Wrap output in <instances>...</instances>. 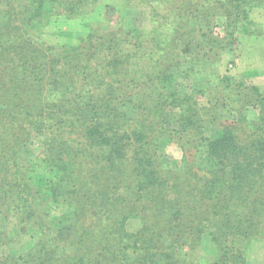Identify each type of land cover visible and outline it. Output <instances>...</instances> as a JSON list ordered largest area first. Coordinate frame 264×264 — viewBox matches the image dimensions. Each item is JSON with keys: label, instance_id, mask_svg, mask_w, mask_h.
<instances>
[{"label": "trees", "instance_id": "1", "mask_svg": "<svg viewBox=\"0 0 264 264\" xmlns=\"http://www.w3.org/2000/svg\"><path fill=\"white\" fill-rule=\"evenodd\" d=\"M99 1L0 0V208L33 236L23 252L0 250V264H252L249 246L264 241V86L246 77L264 64V0H125L148 8V28H105V17L79 40L37 38L53 16ZM220 60L240 71L220 72ZM200 95L209 105L195 106ZM125 105L152 116L125 122ZM178 105L183 128L208 133L179 140L182 170L169 173L157 165L170 139L156 131ZM32 132L41 152L18 165ZM197 147L208 167L186 181L202 170Z\"/></svg>", "mask_w": 264, "mask_h": 264}, {"label": "rangeland", "instance_id": "2", "mask_svg": "<svg viewBox=\"0 0 264 264\" xmlns=\"http://www.w3.org/2000/svg\"><path fill=\"white\" fill-rule=\"evenodd\" d=\"M125 0H100L95 5L96 7L94 9H90L89 11L81 14L80 16L72 19L66 18L64 15H56L53 16L50 22L44 27V31L42 34L37 37L38 39H41L42 41H45L51 45H62L69 41V38L67 35H63L62 31H68L71 30L73 33V36L76 38H73L75 41L76 39L79 40L80 36L86 35L89 28L87 23H95L97 21H104L105 17H109V20L104 21L103 26L106 28L108 25L106 23H109L111 27L115 26H125V27H132L133 24L136 23L141 28H148L149 23V10L146 7H134L132 10H129L128 8L124 7ZM110 7L111 14H107L106 16V8ZM130 11V12H129ZM257 12V11H256ZM112 15V16H111ZM256 16V15H255ZM133 19V20H131ZM256 21H262L264 22V16L258 13V15L255 17ZM219 30V29H218ZM217 28L215 31H218ZM79 35V37H78ZM72 37H70L71 39ZM230 56L228 53L225 56V59ZM224 58V57H223ZM227 61V60H225ZM248 63V62H247ZM256 63V62H255ZM226 66L229 67V71L231 73L238 72V62L237 67L228 64L227 62H224V60H220L219 63V70L220 72H224L226 70ZM242 67L240 66L239 69ZM250 68L252 69H259L260 74L257 75H251L246 77V81L251 84L261 85L264 86V64L259 65H250ZM85 88L82 93L81 99L83 100L88 95V92H86ZM220 93L214 94L217 97H219ZM199 101L196 102L199 107H204L209 105L208 98L206 96H198ZM229 103L227 101L224 102ZM223 104V105H224ZM166 112H164L163 117L160 119L159 123H161L159 128L157 129L156 133L159 135L158 139H170L165 147L162 148V150L158 154L159 161L157 166H159L161 169L169 170V173H174L175 171H181L182 165H181V158H182V149L180 147L179 140L190 137L192 135V132L194 130L192 129H185L181 126V119H183V115H187L188 111L185 112L184 106L178 105L170 106L166 108ZM205 109V108H202ZM222 109V108H221ZM223 110V109H222ZM121 111L124 112V121L127 122L126 118L130 120V123L133 125L138 124L142 121L144 115L145 117H149L152 115L144 114L142 115L141 110L138 109L135 106H128L125 105L122 107ZM146 112V111H145ZM183 114V115H182ZM230 119L229 114H222L220 118V122L222 121H230L227 120ZM128 120V121H129ZM152 121H150V124ZM150 127V126H148ZM68 129V128H66ZM201 132V134H207L208 132L205 130H202L201 127L197 128L195 132L198 133ZM32 135L29 136V138L25 139L23 144L19 147V149L16 150V162L18 165H24L29 164L31 161L35 160V157L41 152L42 149V134L39 133H31ZM170 134V136H169ZM172 137V138H171ZM158 143V142H157ZM188 152L191 153V161L193 165L195 164L196 167L201 168L202 170H196L197 168H193L194 171L188 172V175H184V172H181V175H183L184 180H187V176L192 179V181L195 180L196 171L197 175L200 176L203 174V168L208 167L209 158L208 155L205 153L204 148L197 147V148H190ZM164 159H163V158ZM176 174V173H175ZM198 178V177H197ZM62 206H55L51 209H49L50 213H53L55 215H59L62 213L61 211ZM52 211V212H51ZM50 219V216H48ZM14 217L10 215V212L6 213V211L2 208H0V250H4V253H11L16 254L23 252L28 249L30 241H32L33 236L32 234L27 233H20L16 234L14 227L15 224ZM135 225L131 224L130 229H134ZM247 258L252 264H264V241H257L253 242L246 253Z\"/></svg>", "mask_w": 264, "mask_h": 264}]
</instances>
